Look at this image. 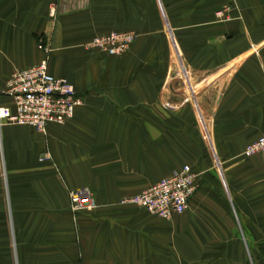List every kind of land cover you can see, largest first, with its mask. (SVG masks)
Listing matches in <instances>:
<instances>
[{
	"label": "crops",
	"instance_id": "crops-1",
	"mask_svg": "<svg viewBox=\"0 0 264 264\" xmlns=\"http://www.w3.org/2000/svg\"><path fill=\"white\" fill-rule=\"evenodd\" d=\"M114 32L136 35L125 54L85 50ZM40 41L81 105L45 134L0 129V264H210L199 240L238 205L214 189L216 160L227 190L264 192V157L242 156L264 134V0H0V88L43 59ZM183 165L198 186L186 213L118 204ZM82 187L97 207L74 214L68 192ZM249 214L261 232L262 210Z\"/></svg>",
	"mask_w": 264,
	"mask_h": 264
},
{
	"label": "built area",
	"instance_id": "built-area-1",
	"mask_svg": "<svg viewBox=\"0 0 264 264\" xmlns=\"http://www.w3.org/2000/svg\"><path fill=\"white\" fill-rule=\"evenodd\" d=\"M135 36L130 33H110L93 38L85 46L86 51H97L108 56L124 53ZM43 59L36 65L14 70L4 87L0 88V129L5 125L27 126L45 134L47 127L63 125L73 118L75 108L81 105L74 87L57 79L48 71L51 49L48 44H39ZM9 105L2 103L3 99ZM264 153V134L248 144L245 157ZM197 175L189 165L174 170L168 177L150 186L141 193L123 198L120 206H134L150 216L170 221L183 214L197 189ZM70 211L74 214L91 211L95 206L90 190L86 187L68 192Z\"/></svg>",
	"mask_w": 264,
	"mask_h": 264
},
{
	"label": "rangeland",
	"instance_id": "rangeland-1",
	"mask_svg": "<svg viewBox=\"0 0 264 264\" xmlns=\"http://www.w3.org/2000/svg\"><path fill=\"white\" fill-rule=\"evenodd\" d=\"M229 11H230V8L228 6H225L221 8L220 10L216 11L215 16L219 20H223V21L228 20ZM117 33H130V32H117ZM130 34H133V33H130ZM133 35L135 36V38L133 42L130 44V46L134 43L136 39V35L135 34ZM39 44H47V43L40 41L38 45ZM130 46L124 53L120 55L125 54L129 50ZM120 55H115V56H120ZM242 156L244 158H247L246 159V162H247L248 160L253 159V158H257V157L263 158L264 153H258V154L252 155L251 157H245L244 155ZM243 161L245 160L243 159L237 160V162H243ZM215 164L217 166V160ZM253 165L254 164L252 163L250 167ZM216 166H214L215 167L214 171L217 177L216 178L217 183H214V186H215L214 189L220 194V197L224 199L230 198L228 195V193L230 192V194H232V197L233 196L235 197V200L238 205L236 206V213L230 210L229 208L223 209L228 212L224 216L226 222H218L215 224V227H217L215 229V234H216L215 239L204 238L203 240H199L200 254H202L203 256V259L201 260V262L210 263V264H264V206L263 207L262 206L261 207L243 206V202H244L243 199H249L250 195L252 196L257 195L258 198H262V202L264 203V192L262 191L254 192L250 190L247 191L246 188H242L238 184L236 186H233V188L232 187L230 189L228 188L227 190L225 183L222 181V176L219 174V172H217L218 167ZM221 166L222 165L220 164V168ZM91 194H92V199H93L94 206H95L93 209H95L97 206L94 200L93 193L91 192ZM119 202L118 204L120 205ZM217 202L218 200H216V203ZM257 209L262 210L263 223H262L261 232L256 231L254 229L253 227L254 224L249 223V222H247L246 224L244 223L245 212L248 214V218H249L251 216L249 214V211L250 210L255 211ZM187 211H188V208L186 209L184 213H186ZM246 220L248 219L246 218ZM231 227H232V231L234 234L233 237H230V238L226 236L222 237L223 234H225L224 230H226V228L230 229ZM245 234L249 235L250 237H244L243 235Z\"/></svg>",
	"mask_w": 264,
	"mask_h": 264
}]
</instances>
